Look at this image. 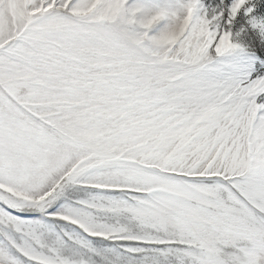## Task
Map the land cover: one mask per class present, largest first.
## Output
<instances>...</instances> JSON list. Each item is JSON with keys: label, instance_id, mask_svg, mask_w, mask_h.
<instances>
[{"label": "snow or ice", "instance_id": "obj_1", "mask_svg": "<svg viewBox=\"0 0 264 264\" xmlns=\"http://www.w3.org/2000/svg\"><path fill=\"white\" fill-rule=\"evenodd\" d=\"M0 264H264V0H0Z\"/></svg>", "mask_w": 264, "mask_h": 264}]
</instances>
